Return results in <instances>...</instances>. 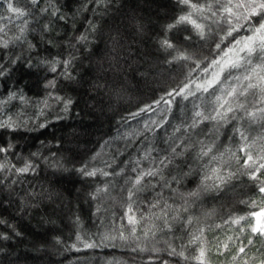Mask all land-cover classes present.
Here are the masks:
<instances>
[{
	"label": "trees",
	"instance_id": "1",
	"mask_svg": "<svg viewBox=\"0 0 264 264\" xmlns=\"http://www.w3.org/2000/svg\"><path fill=\"white\" fill-rule=\"evenodd\" d=\"M13 4L25 16L7 12L6 2L0 7L6 17L0 19V122L14 125L0 128V147L11 145L0 153V236L8 237L0 239V264H199L201 247L205 264H260L264 237L253 236L251 226L264 223V216L252 215L264 210V169L257 180L249 174L264 163V117L253 121L235 110L226 120L205 119L183 131L196 111L216 116L233 79L221 76L222 94L217 86L205 93L195 85L209 78L203 69L213 59L251 34L247 26L226 36L228 25L218 16L221 24L212 23L215 32L204 40L190 24L169 31L177 17L192 11L178 0ZM193 19L211 23L197 12ZM166 39L175 47H162ZM180 52L191 58L174 59ZM168 74L169 82L158 83ZM239 74L233 70L232 76ZM186 83L194 96L167 95ZM142 92L147 94L132 98ZM67 100L72 103L65 110ZM239 100L253 105L249 111L258 106L252 97ZM236 104L230 99L231 107ZM169 145H180L184 154L161 176L146 179L132 205L138 222L129 224L126 189L136 176L133 167L158 165L171 156ZM206 147L212 151L200 157ZM246 153L256 161L250 168ZM25 163L34 171L18 174L15 169ZM85 165L96 175L75 171ZM97 189L107 191L93 199ZM192 192L198 195L190 197ZM239 217L245 219L232 222ZM242 246L245 252L238 253ZM172 248L188 259L169 255Z\"/></svg>",
	"mask_w": 264,
	"mask_h": 264
},
{
	"label": "snow or ice",
	"instance_id": "2",
	"mask_svg": "<svg viewBox=\"0 0 264 264\" xmlns=\"http://www.w3.org/2000/svg\"><path fill=\"white\" fill-rule=\"evenodd\" d=\"M7 3V12L12 13L17 17L25 16V12L21 10L19 6H14L13 0H0V7L3 6V3ZM33 5L38 3V0H30ZM103 0H97V3H101ZM178 3L182 5H187L192 9L191 12H188L185 15H181L175 19V21L167 26L168 30H172L176 28L178 25L190 24L196 30L197 34L200 36L202 40H204L209 34H213L215 30L212 28V23L217 25L221 24V20L215 19L216 17H222L223 21L228 25V31L226 36H232L233 32H237L241 27L247 26V30L251 33L240 39H235V43L228 51L223 53V56L219 59H213L208 67L203 69L204 73L208 74L209 78L206 79L202 83H197L195 85L197 91H202L208 93L210 89L215 90V87L222 83L221 76L225 73H228V76L225 79L232 78L233 84L225 94V99L222 103L219 104V107L215 108L216 116H206L200 111H196L194 113V117L192 123L190 125H184L183 131L187 132L190 129H194L205 119H221L226 120L227 114L234 112L235 110H241L245 114V116L255 121L258 117H264V0H242L241 3H233V0H203V3H200V0H197V3H192V0H178ZM243 9V12L239 10ZM193 12L201 13L205 20L210 21L207 26L203 23H198L197 20L193 19ZM53 15L56 13L53 12ZM6 17L0 16V19H4ZM255 18V19H253ZM241 21L244 24H241ZM47 28V25H45ZM142 30V26H138ZM222 31V29H221ZM0 32H3V29L0 28ZM19 39V37H17ZM81 41H86L87 36L82 35L79 37ZM185 40H190L191 36H185ZM221 43H223V38L221 39ZM6 46V45H5ZM162 47L165 48H174L175 46L168 41L167 39L162 42ZM216 49H221V44H216ZM222 51V50H221ZM229 53H232L233 56L230 57ZM255 57V61L253 60ZM191 57L185 55L183 52H180L178 56L174 57V59H190ZM65 66L70 63L69 61L63 62ZM197 67H200L197 64ZM55 71V68L52 69ZM211 70V71H210ZM233 70L241 73L236 76H232ZM257 92H259L261 98L256 100ZM196 93L193 92L189 86V84H184L182 88L179 90H173V92L168 93L169 97L175 98V96H182L183 99L187 100L189 96H194ZM244 97H252L253 100H256V104L258 106L255 107L254 111H249L248 109L253 105L251 103L242 102L239 98ZM221 97L217 96L216 100L220 101ZM230 99L237 100L236 109L230 106ZM72 103L71 100H67L64 103L65 110L68 109V106ZM159 103V101H157ZM170 104L171 101H168ZM196 107H199L198 105ZM146 109H141V111H145ZM138 115V113L133 114V116ZM235 118V117H233ZM166 122V121H165ZM154 124L156 122H153ZM163 122L158 124L157 127H162ZM43 127V125H41ZM0 128H14V125L11 121L0 122ZM181 128H176L175 132H181ZM239 132V129H236ZM243 139H247L244 136L243 132L240 133ZM179 139V137H174L172 143L175 144V140ZM11 145H9V148ZM171 148V156L165 155L162 159L159 160L158 165L154 164L151 168L148 169H138L137 167H133L132 171L136 173V176L132 178L130 181V187L126 189L127 191V201H128V211L126 215L128 216L129 224H136L138 221L135 218V213L132 205L136 202L135 197L137 193L144 190L145 182L147 178L155 179L157 176L162 175V171L164 168L173 164L177 157L182 156L183 151H178L180 145ZM9 148L0 147V153L7 152ZM244 151L245 149H241ZM212 149L210 147L202 148L201 152L198 154L200 157L207 156ZM247 154V153H246ZM147 159V154L144 157ZM214 158V157H213ZM264 159V157H262ZM251 162V163H250ZM256 161L253 159L251 154H247V159L244 161V165L246 168H250L252 164H255ZM58 167H62L58 165ZM5 168L4 164H0V170ZM260 169H264V163L259 164V166L252 171L249 176L252 180H257V173ZM15 171L18 174H26L29 171H34V167L31 163H25L24 167L16 168ZM84 177H90L96 175V170L89 171L87 166H83L79 169H75ZM215 172L216 170L213 169ZM109 173L105 172L104 175H108ZM118 174V173H117ZM211 177L205 176V180L210 179ZM172 181L175 183H179L178 177H172ZM151 182L150 180L148 181ZM165 187H169L171 189V185L168 181L164 182ZM101 191H107V189H97L96 194H93L92 198L95 199L96 195H98ZM174 191V190H172ZM259 192L264 194V185L259 186ZM190 197L197 196L198 193L192 192L188 194ZM151 208H156L157 204H152ZM186 210V209H185ZM252 215L260 217L264 216V210L259 213H252ZM143 219V217H141ZM160 219V217H157ZM245 217H239L234 219L233 223H239L241 220H244ZM0 223H3L0 220ZM190 223V221H189ZM243 231V229H241ZM251 234L253 236L264 237V223H261L259 220L256 225L251 226ZM0 239H8L7 236H0ZM81 237L77 236V240H80ZM107 239V237H106ZM120 239H126L124 234H120ZM231 239V238H230ZM253 241L251 238L248 239V243L251 244ZM85 247H95V244H85ZM227 248V245H224ZM245 246H242L238 249V253H244ZM169 255L174 257H180L184 260H187L188 257L185 256L184 251H177L176 248H172L169 252ZM199 261V264H205L206 262V250L201 247L199 250V255L195 257ZM235 259V257H234ZM247 264V262H245ZM260 264H264V260L260 261Z\"/></svg>",
	"mask_w": 264,
	"mask_h": 264
},
{
	"label": "rangeland",
	"instance_id": "3",
	"mask_svg": "<svg viewBox=\"0 0 264 264\" xmlns=\"http://www.w3.org/2000/svg\"><path fill=\"white\" fill-rule=\"evenodd\" d=\"M229 56L231 57V53H229ZM151 65V64H150ZM150 65H148V66H150ZM158 79V83H167V82H169L170 81V79H172L171 78V76H169V74H168V76L166 77V78H164V77H159V78H157ZM204 82V81H203ZM202 83V82H201ZM149 86V85H148ZM148 86H147V88H148ZM217 92H219L220 94H222V93H224V84L223 83H221V84H219V85H217ZM145 93L147 94V92H142V93H138V95H136V96H134V97H132L133 99H138V98H140L141 96L142 97H144L145 96ZM127 98H131V97H127ZM124 99H125V97H124ZM60 166H62L61 164H59ZM62 168H63V166H62Z\"/></svg>",
	"mask_w": 264,
	"mask_h": 264
}]
</instances>
